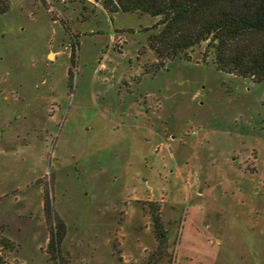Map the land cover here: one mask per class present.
I'll return each instance as SVG.
<instances>
[{"label": "rangeland", "instance_id": "rangeland-1", "mask_svg": "<svg viewBox=\"0 0 264 264\" xmlns=\"http://www.w3.org/2000/svg\"><path fill=\"white\" fill-rule=\"evenodd\" d=\"M106 1L0 14L1 263L264 264V82L158 59L159 17Z\"/></svg>", "mask_w": 264, "mask_h": 264}, {"label": "trees", "instance_id": "trees-1", "mask_svg": "<svg viewBox=\"0 0 264 264\" xmlns=\"http://www.w3.org/2000/svg\"><path fill=\"white\" fill-rule=\"evenodd\" d=\"M10 1L0 0V14L8 11ZM103 5L109 13L159 17L158 31L149 35L148 45L160 60L186 59L187 50L204 45L203 61L210 58L217 71L264 82V0H107ZM46 210L51 208L47 205ZM53 218L61 229L51 242L57 258L64 230L60 219ZM153 221L163 235L160 218L155 215ZM158 255L144 264H157Z\"/></svg>", "mask_w": 264, "mask_h": 264}, {"label": "crops", "instance_id": "crops-1", "mask_svg": "<svg viewBox=\"0 0 264 264\" xmlns=\"http://www.w3.org/2000/svg\"><path fill=\"white\" fill-rule=\"evenodd\" d=\"M201 236H198L194 239L195 243H201L200 242V238ZM207 243V247H205L206 249V255L208 254L209 258H208V261H206L205 263H201V262H194L193 264H215L216 263V252H215V248H213V243H211L210 241H206ZM177 248H178V255H179V246L177 245ZM181 252V251H180ZM182 256V252L180 254ZM179 256H178V260H179Z\"/></svg>", "mask_w": 264, "mask_h": 264}]
</instances>
